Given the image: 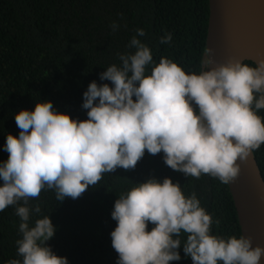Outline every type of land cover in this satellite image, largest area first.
Returning a JSON list of instances; mask_svg holds the SVG:
<instances>
[{
  "label": "clouds",
  "instance_id": "obj_1",
  "mask_svg": "<svg viewBox=\"0 0 264 264\" xmlns=\"http://www.w3.org/2000/svg\"><path fill=\"white\" fill-rule=\"evenodd\" d=\"M171 39L166 33L160 43ZM128 47L135 51L120 54V65L99 76L112 87L93 81L83 93L88 119L74 120L47 101L15 114L20 132L18 138L6 136L0 212L15 206L21 259L7 264H68L46 246L56 230L48 215L29 223L31 215L41 213L29 200L46 189L54 190L60 202L75 200L104 173L134 169L145 150L153 156L163 152L164 164L186 177L208 175L229 184L240 174L237 161L264 145V118L257 115L264 109V61L251 67L229 60L209 70L207 59L206 70L186 73L169 58L156 63L136 36ZM111 218L117 225L110 233L116 264L179 261L182 232L187 234L183 252L192 264H260L264 256V248L253 247L250 237L212 235L213 219L196 194L186 197L169 178L149 179L122 193Z\"/></svg>",
  "mask_w": 264,
  "mask_h": 264
},
{
  "label": "trees",
  "instance_id": "obj_2",
  "mask_svg": "<svg viewBox=\"0 0 264 264\" xmlns=\"http://www.w3.org/2000/svg\"><path fill=\"white\" fill-rule=\"evenodd\" d=\"M208 15V0H0V163L8 159L3 150L6 136L18 138L14 116L19 111H32L36 103L47 101L74 120L88 119V110L82 108L83 93L93 81L112 87L99 76L107 67L120 65V54L135 51L128 47L133 36L151 50L156 63L164 57L186 73L206 70ZM137 29L144 36H137ZM166 33L171 34V42L162 44L160 38ZM150 71L151 65L146 75ZM257 115L264 118V109ZM253 154L264 180V145ZM163 155L153 156L145 150L134 169L104 173L75 200L60 202L54 190L42 191L38 199L29 200L30 207L39 204L41 208L39 215L30 216V226L48 215L56 230L46 246L68 264H116L118 254L110 236L117 226L111 218L115 200L149 179L162 183L169 178L186 197L196 194L213 219L212 235L239 238L227 184L208 175L186 177L167 167ZM19 223L15 206L0 212V264L21 259L15 244L21 238ZM152 227L148 224L147 230ZM186 238L182 232L177 250L181 259L169 264H192L183 252Z\"/></svg>",
  "mask_w": 264,
  "mask_h": 264
},
{
  "label": "water",
  "instance_id": "obj_3",
  "mask_svg": "<svg viewBox=\"0 0 264 264\" xmlns=\"http://www.w3.org/2000/svg\"><path fill=\"white\" fill-rule=\"evenodd\" d=\"M206 60L215 68L233 62L264 61V0H208ZM210 51V54H209ZM240 165V174L227 184L241 236L264 248V180L253 152ZM260 264H264L262 256Z\"/></svg>",
  "mask_w": 264,
  "mask_h": 264
}]
</instances>
